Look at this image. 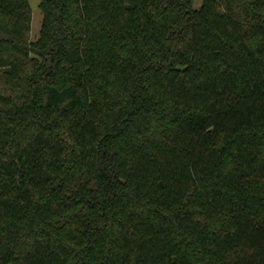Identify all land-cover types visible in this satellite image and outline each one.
<instances>
[{
  "label": "trees",
  "instance_id": "16d2710c",
  "mask_svg": "<svg viewBox=\"0 0 264 264\" xmlns=\"http://www.w3.org/2000/svg\"><path fill=\"white\" fill-rule=\"evenodd\" d=\"M0 0V264H264V0Z\"/></svg>",
  "mask_w": 264,
  "mask_h": 264
},
{
  "label": "rangeland",
  "instance_id": "374dc122",
  "mask_svg": "<svg viewBox=\"0 0 264 264\" xmlns=\"http://www.w3.org/2000/svg\"><path fill=\"white\" fill-rule=\"evenodd\" d=\"M40 0H30L32 8V29L31 39L36 40L39 37V33L42 26L43 15L39 7Z\"/></svg>",
  "mask_w": 264,
  "mask_h": 264
}]
</instances>
